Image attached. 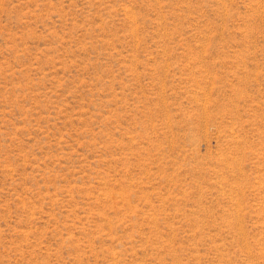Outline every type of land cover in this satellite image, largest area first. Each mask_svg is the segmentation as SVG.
<instances>
[{"label":"rangeland","instance_id":"rangeland-1","mask_svg":"<svg viewBox=\"0 0 264 264\" xmlns=\"http://www.w3.org/2000/svg\"><path fill=\"white\" fill-rule=\"evenodd\" d=\"M0 264H264V0H0Z\"/></svg>","mask_w":264,"mask_h":264}]
</instances>
